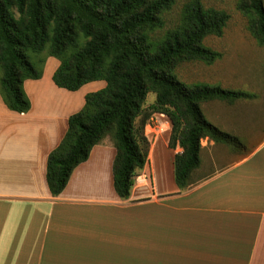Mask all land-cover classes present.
Returning a JSON list of instances; mask_svg holds the SVG:
<instances>
[{"label": "trees", "instance_id": "1", "mask_svg": "<svg viewBox=\"0 0 264 264\" xmlns=\"http://www.w3.org/2000/svg\"><path fill=\"white\" fill-rule=\"evenodd\" d=\"M175 0H0V95L13 112L27 114L31 101L24 84L43 77L46 62H60L53 76L57 87L77 92L104 81L89 93L83 109L69 119L68 132L50 154L47 183L61 195L74 170L89 160L93 148L111 135L116 149L114 189L121 200L132 196L139 173L149 163L150 141L145 134L154 114L171 123L169 148L175 155V183L193 185L201 167L202 141L228 147L244 157L252 149L239 137L211 123L202 105H235L258 98L243 90L225 89L180 80L184 63L213 64L222 55L204 45L222 36L230 16L191 0L176 28L164 31ZM250 32L264 47V0H241ZM164 34L161 36V32ZM156 101L145 108L149 94Z\"/></svg>", "mask_w": 264, "mask_h": 264}, {"label": "crops", "instance_id": "2", "mask_svg": "<svg viewBox=\"0 0 264 264\" xmlns=\"http://www.w3.org/2000/svg\"><path fill=\"white\" fill-rule=\"evenodd\" d=\"M59 66L51 57L40 80L25 82L27 114L0 95V264H264V144L185 190L159 185L154 146L125 201L114 189L116 149L103 141L53 196L48 158L86 96L107 85L59 88ZM147 207L148 227L126 218Z\"/></svg>", "mask_w": 264, "mask_h": 264}, {"label": "rangeland", "instance_id": "3", "mask_svg": "<svg viewBox=\"0 0 264 264\" xmlns=\"http://www.w3.org/2000/svg\"><path fill=\"white\" fill-rule=\"evenodd\" d=\"M175 1L173 10L166 15L164 31L179 25L183 7L191 0ZM201 2L206 8L224 11L230 16L222 36H210L204 40V45L220 53L222 58L213 64L199 61L184 63L178 68V76L187 84L204 83L258 95L257 99L240 101L235 105L219 101L202 105L211 123L225 132L239 136L253 152L264 144V47L257 43L250 32L249 19L239 9L241 0H201ZM164 31L160 33L161 36ZM155 101L156 95L149 94L145 108ZM171 128V123L165 115L154 114L145 130L151 145L150 154L155 146L158 149L160 165H163L158 176L159 185L168 190L177 187L171 159L182 152L180 147L175 150L169 148ZM103 141L109 146L108 149L115 151L111 135ZM202 145L205 147L201 153L202 164L194 172L193 180L213 175L217 169H225L240 158L228 147L215 144L208 139L203 140ZM148 179L151 181L150 176ZM126 218L130 221L139 220L143 228L148 227V207L129 209Z\"/></svg>", "mask_w": 264, "mask_h": 264}]
</instances>
